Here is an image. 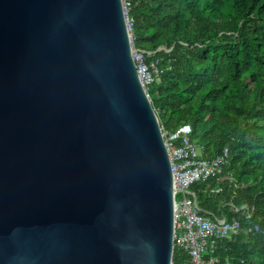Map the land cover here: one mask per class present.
Listing matches in <instances>:
<instances>
[{
  "label": "water",
  "instance_id": "water-1",
  "mask_svg": "<svg viewBox=\"0 0 264 264\" xmlns=\"http://www.w3.org/2000/svg\"><path fill=\"white\" fill-rule=\"evenodd\" d=\"M174 186L122 0H0V264H173Z\"/></svg>",
  "mask_w": 264,
  "mask_h": 264
},
{
  "label": "trees",
  "instance_id": "trees-1",
  "mask_svg": "<svg viewBox=\"0 0 264 264\" xmlns=\"http://www.w3.org/2000/svg\"><path fill=\"white\" fill-rule=\"evenodd\" d=\"M137 47L158 50L164 72L148 87L161 126L191 124L192 140L212 158L225 147L239 186L217 179L192 189L204 215L255 206L264 229V0H128ZM221 186V192L212 189ZM240 216V214H238ZM220 258L264 264V232L219 241ZM173 264H192L175 246Z\"/></svg>",
  "mask_w": 264,
  "mask_h": 264
},
{
  "label": "built area",
  "instance_id": "built-area-1",
  "mask_svg": "<svg viewBox=\"0 0 264 264\" xmlns=\"http://www.w3.org/2000/svg\"><path fill=\"white\" fill-rule=\"evenodd\" d=\"M126 24L130 34L132 56L139 78L147 88L164 72L161 58L156 57L158 50L170 52L164 46L157 50L139 48L134 43V19L130 16L128 0H122ZM162 135L168 150L173 172L174 186V248L183 249L190 256L192 264H237L230 257L220 258L217 253L219 241L230 239L239 234L250 235L264 232L263 227L254 221L255 206L244 203L232 206V213L220 217L204 215L198 202L197 193L192 186L199 181L217 179L230 182L238 187V180L232 172L225 173L230 162V149L225 147L215 157H203L204 146L192 140L193 128L184 123L175 130H166ZM217 186L212 192H221ZM240 214V216H238Z\"/></svg>",
  "mask_w": 264,
  "mask_h": 264
}]
</instances>
